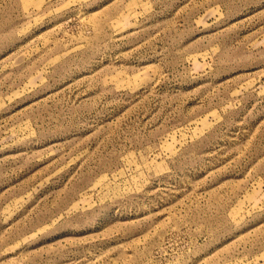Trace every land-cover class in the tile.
Segmentation results:
<instances>
[{
	"label": "rangeland",
	"instance_id": "rangeland-1",
	"mask_svg": "<svg viewBox=\"0 0 264 264\" xmlns=\"http://www.w3.org/2000/svg\"><path fill=\"white\" fill-rule=\"evenodd\" d=\"M0 264H264V0H0Z\"/></svg>",
	"mask_w": 264,
	"mask_h": 264
}]
</instances>
